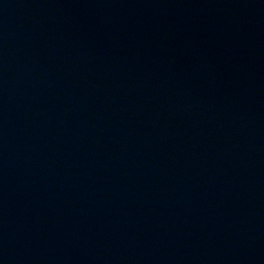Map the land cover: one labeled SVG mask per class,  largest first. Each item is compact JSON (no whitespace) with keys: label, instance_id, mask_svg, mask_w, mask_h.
<instances>
[{"label":"water","instance_id":"1","mask_svg":"<svg viewBox=\"0 0 264 264\" xmlns=\"http://www.w3.org/2000/svg\"><path fill=\"white\" fill-rule=\"evenodd\" d=\"M0 264H264V0H0Z\"/></svg>","mask_w":264,"mask_h":264}]
</instances>
